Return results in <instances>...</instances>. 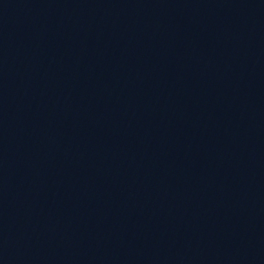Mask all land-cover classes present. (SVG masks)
Here are the masks:
<instances>
[{
  "label": "water",
  "instance_id": "95a60500",
  "mask_svg": "<svg viewBox=\"0 0 264 264\" xmlns=\"http://www.w3.org/2000/svg\"><path fill=\"white\" fill-rule=\"evenodd\" d=\"M119 39L264 86V0H42Z\"/></svg>",
  "mask_w": 264,
  "mask_h": 264
}]
</instances>
